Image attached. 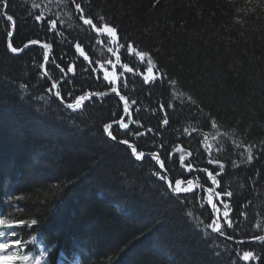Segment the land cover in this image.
Wrapping results in <instances>:
<instances>
[{
    "label": "trees",
    "instance_id": "trees-1",
    "mask_svg": "<svg viewBox=\"0 0 264 264\" xmlns=\"http://www.w3.org/2000/svg\"><path fill=\"white\" fill-rule=\"evenodd\" d=\"M5 2L0 7V212L19 226L15 236L0 242H21L8 254L28 257L18 264H264V244L223 240L213 231L207 194L172 193L157 175L164 170L149 155L156 152L164 160L173 187L176 179L187 187L186 177L233 193L219 198L229 208L217 204L216 209L225 237L264 234V0H76L117 28L115 56L121 62L111 84L98 63L114 56L98 49L96 31L79 20L71 0ZM39 14L42 21L36 22ZM49 19L57 21V31L48 30ZM33 39L41 43L31 45ZM9 41L29 47L11 53ZM124 42L150 54L155 83L144 84L152 65L120 48ZM43 43L52 48H42ZM53 59L65 71L75 66V74L67 75L73 96L107 95L67 108L72 98L62 102L54 95L60 90L66 97L67 85L48 91L53 80L65 79ZM122 63L138 73H126ZM110 87L128 100L121 121L131 133L117 124L123 105ZM105 124H112L116 140ZM124 139L145 158L137 160L119 142ZM204 168L219 172V186ZM228 220H238L239 227L227 228ZM247 250L260 260L239 259Z\"/></svg>",
    "mask_w": 264,
    "mask_h": 264
},
{
    "label": "snow or ice",
    "instance_id": "snow-or-ice-1",
    "mask_svg": "<svg viewBox=\"0 0 264 264\" xmlns=\"http://www.w3.org/2000/svg\"><path fill=\"white\" fill-rule=\"evenodd\" d=\"M71 2L75 4V9L79 13V20H81L84 25L88 26L91 29H94L97 33H106V35L108 37H113V38L117 37V28L114 25H112L110 22L106 21L104 16H99L98 18H95V17L91 16L90 13L86 12L85 8L82 7L81 3L76 2V0H71ZM84 3H87V0H84ZM6 6H7V4H6L5 0H0V7H6ZM32 7L33 8H39L40 5L39 4H33ZM42 18H43V14L35 15L36 22H41ZM7 20L12 21L13 16L8 15ZM47 24L49 26L48 27L49 31H52V32L57 31V21L56 20L49 19L47 21ZM98 25H102V26H98ZM8 36L11 37L12 32H9ZM29 43L31 45H37V44H40L41 42L37 39H33ZM29 43H25L23 45V48H17V47L13 46V43L11 41H9V43L7 44V47L11 51V53H18V52H22L24 49H27L29 47ZM119 47L120 48L126 47L127 52L129 54L138 56L141 62H144L145 58H147V64L152 65V66L147 67L148 75L143 76V82L146 85L149 83H155L156 78L154 76H152L154 65H153V60H152L150 54L146 51H139L132 44H127L126 42L120 43ZM42 48L51 49L52 44L51 43H43ZM75 49L79 53L80 57L83 58L84 61L89 60V57H88V55L85 54V51L81 46V43H76ZM108 51L111 52L113 50H112V48H109ZM116 59H117V62H121L120 56H117ZM43 61L45 62V64H47L50 61L48 51H44ZM51 63H53L55 65V67L59 68L61 73H64L65 79L62 81L53 80L51 83V87L48 89V91L52 92L54 89H58V87H62V86L67 85L68 87L66 90V97L61 95L60 90H57L54 93V95L56 97H59L62 102L67 97L72 98L73 102L67 103L66 104L67 108L72 109V110H76V109L81 108V106L84 104L85 101L91 100L93 96L103 97V96L107 95V93H105V92H92V93H84L81 95L73 96V91L75 89L73 86H71V82L67 80V75L68 74H73V75L75 74V66L74 65H68L67 69L65 71V68L61 67V65L59 63H56V61L54 59L51 61ZM108 63L111 64L112 62L109 61ZM113 66L115 67V65H113ZM41 67H44V65L42 64ZM122 67L126 73H130V74H137L139 71L138 69H136L132 66H129L128 63H122ZM85 71H88V69H85ZM92 71H95V69H92ZM44 74H45V76H47V74H48L47 70H45ZM162 77H163V74H161V78ZM104 79L109 80L110 84L115 81V77L109 78L107 75L104 76ZM172 83H175V81H172ZM22 87H26V86L22 85ZM123 87L127 88V81L124 82ZM110 90H111V92L116 93V95L119 96L120 100L125 102L124 112L127 113L128 112V100L126 99V97L124 95H120V92L117 91L116 87H110ZM131 103L135 104L136 101L133 100ZM161 108L164 109V106L161 105ZM117 123L119 124V127L121 129H124L126 131V133L132 132V129L129 128L128 123H123L122 121H117ZM163 124L164 125L169 124L168 113L166 110H165V114H164V118H163ZM215 126H216L215 121H213V127H215ZM111 128H112V124H105L104 125V130L107 133V135L112 140H116L117 137L113 134L112 131H109V129H111ZM134 134L137 136L142 135V133H140V132H136ZM119 142L121 144L128 145V147L131 148L132 155L135 156V158L137 160H141L142 158H145V155H146L145 152H143V151L138 152L137 148L133 147L131 144H129V141L127 139L121 140ZM161 147H163V142L161 143ZM149 155L151 156V159L155 160L159 164L160 169L164 170V174L157 173V175H159L160 180L168 181V188L171 189L172 193H175V194L193 193L194 194V189L192 187V184H193L192 180H189L185 177V180H186L188 187H181V184L184 183L185 181H182L180 179H176L174 181L175 187H173V182L168 180L167 172L169 171V169L166 168L164 160H161L159 157V154L156 152L149 153ZM253 158L254 157L252 155H249L247 157L248 161H252ZM179 160L181 163H186L183 155H180ZM207 163L209 165H211L214 163V161L212 159H209L207 161ZM187 168L189 171H191L192 165L190 163L187 164ZM223 168H224V165L219 164V169L221 171L223 170ZM201 171L207 173V177L209 179H211L212 184H216L219 186V183L216 179V175H219V172H216V175H214L215 169L213 171H209L207 168H204ZM207 191L213 192V194L218 198L217 203H213L212 200L208 201V204H211L213 209H217V204H223L224 208H226V209L229 208V205L227 203H225L223 199H219V198L221 196L231 198L233 196V193L231 191H225L222 188L220 191H214L211 186H209L207 188ZM3 215H4V213L0 212V228L7 229V230H9V232L0 231V237H6L8 234L15 236L16 235L15 228L18 227L19 225L11 223L7 219L2 218ZM228 215H229L228 211H225L224 216L228 217ZM20 223L22 224L23 221L21 220ZM31 223L33 225L36 224V220H32ZM213 223L216 225L213 228V231L219 233L220 236H225V232H224V230H222L219 223H217L216 221H214ZM234 225H236V227L238 228L239 227V221L238 220H228L226 223L227 228L236 230L234 228ZM208 227H213V225L210 224V225H208ZM227 239H232V236L231 235L227 236ZM253 239L261 242V244H264V235H256L253 237ZM20 243L21 242L19 240H15V241L10 242V241H7L6 239L4 240V242H0V264H18V261L20 259H25V260L28 259L27 256L18 257L16 255V253H12L11 255L8 254L14 246L19 245ZM238 243H243V241H239ZM237 255H238L239 259H241L243 261H250V260L255 261V260L260 259L259 255L256 252L251 251V250L243 251L242 254L238 253ZM37 264H39V261H37Z\"/></svg>",
    "mask_w": 264,
    "mask_h": 264
},
{
    "label": "rangeland",
    "instance_id": "rangeland-1",
    "mask_svg": "<svg viewBox=\"0 0 264 264\" xmlns=\"http://www.w3.org/2000/svg\"><path fill=\"white\" fill-rule=\"evenodd\" d=\"M98 69L100 70V72L102 71V73H104L108 77H115L114 71H113V70L116 69L115 67H111L110 68V67H107V66H104V65H98ZM116 77L118 78V76H116ZM244 241H246L245 245H247V244L249 245L250 243H252L255 240L252 238V239H248V240H244Z\"/></svg>",
    "mask_w": 264,
    "mask_h": 264
},
{
    "label": "bare ground",
    "instance_id": "bare-ground-1",
    "mask_svg": "<svg viewBox=\"0 0 264 264\" xmlns=\"http://www.w3.org/2000/svg\"><path fill=\"white\" fill-rule=\"evenodd\" d=\"M30 14H31V12H29ZM76 13V12H75ZM79 15V13H76V15ZM31 15H33V14H31ZM225 170H226V167H225ZM164 173V172H163ZM168 180H169V178H168ZM219 216V215H218ZM217 219L219 220V223L221 224V221H220V218L219 217H217ZM264 235V234H263ZM223 240H226L227 242H230V243H233V244H238L236 241H241V240H236V239H234V238H232V239H227V237H223L222 238ZM256 241V240H255ZM254 241V242H255ZM258 243H259V241H257ZM260 260V259H259ZM258 260V261H259ZM243 261V260H242ZM243 262H247V261H243Z\"/></svg>",
    "mask_w": 264,
    "mask_h": 264
},
{
    "label": "water",
    "instance_id": "water-1",
    "mask_svg": "<svg viewBox=\"0 0 264 264\" xmlns=\"http://www.w3.org/2000/svg\"><path fill=\"white\" fill-rule=\"evenodd\" d=\"M237 243L239 242V241H236ZM246 241H243V243H245ZM238 244H242V243H238Z\"/></svg>",
    "mask_w": 264,
    "mask_h": 264
}]
</instances>
